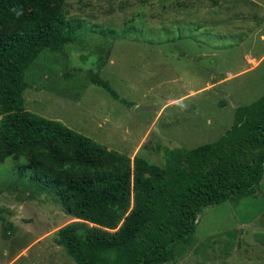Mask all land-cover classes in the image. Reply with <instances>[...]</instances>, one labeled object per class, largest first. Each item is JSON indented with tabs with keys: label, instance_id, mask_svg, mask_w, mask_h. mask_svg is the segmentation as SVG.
Returning a JSON list of instances; mask_svg holds the SVG:
<instances>
[{
	"label": "rangeland",
	"instance_id": "1",
	"mask_svg": "<svg viewBox=\"0 0 264 264\" xmlns=\"http://www.w3.org/2000/svg\"><path fill=\"white\" fill-rule=\"evenodd\" d=\"M75 40L40 52L23 108L129 157L214 140L264 83V0H65ZM106 79L112 99L89 81ZM26 159L0 161V264H75L51 241L73 220ZM171 264H264V163L252 195L203 207Z\"/></svg>",
	"mask_w": 264,
	"mask_h": 264
},
{
	"label": "trees",
	"instance_id": "2",
	"mask_svg": "<svg viewBox=\"0 0 264 264\" xmlns=\"http://www.w3.org/2000/svg\"><path fill=\"white\" fill-rule=\"evenodd\" d=\"M65 0H0V161L26 159L74 219L53 231L75 264H171L207 205L252 195L264 163L263 93L234 108L214 140L163 149L161 165L108 149L23 108L24 72L42 51L75 40ZM89 81L122 103L106 79ZM5 228L11 226L0 216Z\"/></svg>",
	"mask_w": 264,
	"mask_h": 264
}]
</instances>
